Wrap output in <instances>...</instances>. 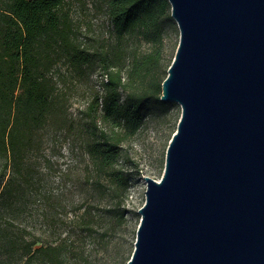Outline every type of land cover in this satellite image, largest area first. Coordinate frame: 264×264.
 <instances>
[{"label": "trees", "instance_id": "obj_1", "mask_svg": "<svg viewBox=\"0 0 264 264\" xmlns=\"http://www.w3.org/2000/svg\"><path fill=\"white\" fill-rule=\"evenodd\" d=\"M65 2L0 0V264L85 260L88 239L106 249L108 221L127 219L130 142L172 104L161 100L169 0H107L108 35L82 31Z\"/></svg>", "mask_w": 264, "mask_h": 264}, {"label": "water", "instance_id": "obj_2", "mask_svg": "<svg viewBox=\"0 0 264 264\" xmlns=\"http://www.w3.org/2000/svg\"><path fill=\"white\" fill-rule=\"evenodd\" d=\"M182 107L127 264H264V0H169Z\"/></svg>", "mask_w": 264, "mask_h": 264}, {"label": "rangeland", "instance_id": "obj_3", "mask_svg": "<svg viewBox=\"0 0 264 264\" xmlns=\"http://www.w3.org/2000/svg\"><path fill=\"white\" fill-rule=\"evenodd\" d=\"M107 0H66L63 10L68 12L76 23L82 25V31H89L90 34L105 31L108 35L111 30V24L107 11ZM180 41V29L175 21L166 24V36L164 57L172 61ZM150 45L142 44V49L147 51ZM93 82L99 85L102 78L98 73L92 75ZM75 100L74 108L81 106L82 96L79 90L73 92ZM169 107L158 109L147 115L146 120L140 131L130 142L131 162L133 170L137 173L131 178L128 188L125 205L128 208L127 219L118 226H112L109 222V235L106 236L108 247L105 249L98 240L88 239L87 246L92 249L91 254L85 260L68 258L66 264H127L130 259L137 236V229L140 223L141 213L139 208L146 201L147 184L144 176L148 175L159 180L164 172L167 148L173 133L177 129L179 119L182 113L180 103L171 101ZM62 150L67 152V142H59ZM58 156L53 158L57 160ZM62 160V158H61ZM30 227L40 235L43 223L37 213H30ZM110 220V217H108ZM107 222L105 223V225ZM103 229L102 226L99 227ZM38 242L34 247H38ZM80 261V262H79Z\"/></svg>", "mask_w": 264, "mask_h": 264}]
</instances>
